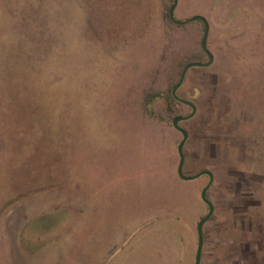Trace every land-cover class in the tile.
Instances as JSON below:
<instances>
[{
    "label": "rangeland",
    "instance_id": "374dc122",
    "mask_svg": "<svg viewBox=\"0 0 264 264\" xmlns=\"http://www.w3.org/2000/svg\"><path fill=\"white\" fill-rule=\"evenodd\" d=\"M172 4L0 0V264H194L208 175L177 174L171 89L208 56ZM194 15L213 60L176 94L182 171L213 175L200 264H264V0H177Z\"/></svg>",
    "mask_w": 264,
    "mask_h": 264
},
{
    "label": "water",
    "instance_id": "95a60500",
    "mask_svg": "<svg viewBox=\"0 0 264 264\" xmlns=\"http://www.w3.org/2000/svg\"><path fill=\"white\" fill-rule=\"evenodd\" d=\"M177 3V0H173V4L171 5L170 9H169V17L172 21L176 22V23H186V22H189V21H192V20H196V19H200L204 22V33H203V36H202V40H201V48L202 50L207 54L208 56V60L206 62H197V61H194V62H190L188 64H186L181 73H180V76H179V79L178 81L173 85L172 89H171V94L172 96L177 99L178 101L184 103V104H187V105H190L192 110L191 112L188 114V115H177L173 118L172 120V124L173 126L179 130L182 134V138L177 146V153H178V164H177V174L180 178L182 179H192V178H196L198 177L199 175L201 174H207L208 175V181L207 183L205 184V186L202 188L201 192H200V196H201V199L207 204V207H208V211L207 213L198 221L197 223V246H196V252H195V258H194V264H200V259H201V252H202V245H203V234H202V226H203V223L211 216V214L213 213V204L211 203V201L207 198V195H206V192H207V189L209 188V186L211 185L212 183V180H213V175L211 173V171L209 170H201L199 171L198 173L196 174H193V175H185L182 171V168H183V163H184V153H183V145H184V142L187 138V132L186 130L181 127L178 122L183 120V119H187L191 116L194 115L195 113V105L193 102L189 101V100H186V99H183V98H180L177 94H176V90L177 88L181 85L183 79H184V76H185V73L187 71V69L189 67H192V66H207L209 65L212 60H213V55L211 54V52L207 49V46H206V39H207V33H208V24H207V21L206 19L202 16V15H194L184 21H180V20H177L174 18L173 16V11H174V8H175V5Z\"/></svg>",
    "mask_w": 264,
    "mask_h": 264
},
{
    "label": "crops",
    "instance_id": "0c3cea01",
    "mask_svg": "<svg viewBox=\"0 0 264 264\" xmlns=\"http://www.w3.org/2000/svg\"><path fill=\"white\" fill-rule=\"evenodd\" d=\"M263 204H264V201H263L262 205H261V204H258L259 206H257V208H258V212L260 213V215H262V216L264 217V205H263ZM260 205H261V206H260ZM251 222L253 223V221H251ZM251 222H250V223H251ZM257 225H258V226H257ZM257 225H253V227L251 226V228L249 227L248 232L253 234V231H255L256 227H258V228H257V229H258L257 232H258V235H259V237H260L261 234H262V230H261V229H262V228H261L262 225H261L260 223H258ZM259 225H260V226H259ZM255 226H256V227H255ZM263 241H264V240H263ZM263 243H264V242H263ZM260 249H261L260 251H262V249H264L262 245L260 246ZM260 251H259V252H260Z\"/></svg>",
    "mask_w": 264,
    "mask_h": 264
},
{
    "label": "flooded vegetation",
    "instance_id": "af4514ba",
    "mask_svg": "<svg viewBox=\"0 0 264 264\" xmlns=\"http://www.w3.org/2000/svg\"><path fill=\"white\" fill-rule=\"evenodd\" d=\"M187 105V104H186ZM190 108H191V106L190 105H188ZM191 110H192V108H191Z\"/></svg>",
    "mask_w": 264,
    "mask_h": 264
}]
</instances>
